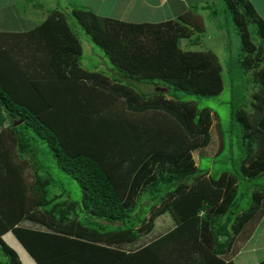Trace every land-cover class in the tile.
I'll return each instance as SVG.
<instances>
[{
  "label": "trees",
  "instance_id": "16d2710c",
  "mask_svg": "<svg viewBox=\"0 0 264 264\" xmlns=\"http://www.w3.org/2000/svg\"><path fill=\"white\" fill-rule=\"evenodd\" d=\"M218 1L222 3L220 11L209 7L219 6ZM204 5L190 6L175 23H188L202 33L206 27L200 11L209 13L211 22L221 17L220 24L232 23L241 41L240 67L255 79L257 86L252 96V114L245 112L247 100L231 113L242 131L244 153L239 171L222 173L217 178L199 166L200 151L212 142L207 112L210 110L198 111L194 102L185 99L219 96L224 89L222 69L211 51L176 52L180 41L190 38L187 29L180 28L172 41H165L168 36L166 32L162 34V29L173 28L175 23L126 24L74 10L76 23L94 47L101 50L103 60L110 62L111 81L100 79L102 74L94 72L73 73L78 70L75 65L81 61L82 49L62 11L50 14L31 32L0 33V173L10 175L11 169H22L12 164L8 155L11 151L3 142L4 130L10 127L15 139L8 137L16 145V158L21 160L18 162L26 163L22 157L30 155L32 165L27 163L29 168H35L33 144L44 145L52 153L46 159L50 162H44L49 166L45 169L53 168L58 174L57 179L46 174L42 177L40 173L46 171L35 169L34 182L29 186L10 182L6 177L10 183L6 191H0V253L7 264H22L3 240L9 231L36 264H233L231 258L238 252L228 258L229 253L236 245L250 240L264 217V22L255 16L246 0H210ZM250 24L257 36L251 35ZM253 38H257V44H253ZM144 39L150 40L148 45L143 44ZM152 41L158 43L156 50H151ZM193 45L195 42L189 43ZM25 51L29 54L23 59ZM40 52L42 57L37 56ZM59 69L68 71L71 79L62 82ZM24 70L32 72L29 81L36 78L39 83H46L58 79L55 88L59 82L65 87L58 93V103L55 101L51 107L46 101L45 85L43 90L41 86L37 90L29 81L27 84L19 80ZM78 79L87 80L89 85L81 83L84 96L73 100V95L65 90L70 85L74 90L75 86L74 91L79 94L74 85ZM160 81L167 86H161ZM133 82L157 89L161 86L166 92L148 95L134 90L130 85ZM18 85L27 86L35 98L33 106L13 103L12 95H23L15 93ZM96 89L107 92L108 99L122 100L132 113L152 111L151 125L125 128L119 137V126L109 123L120 118L108 122L105 117L92 116L96 110L86 107L91 103L90 97H98L94 96ZM166 96L170 100H165ZM68 100L76 102L75 112L86 110V116L78 120L82 126L80 122L73 131L67 129L74 124L62 125L54 113L55 109H68L69 104L62 107ZM48 115L53 117L52 126L46 122ZM15 116L17 121L23 119L22 129L24 124L27 126L26 142L20 141L22 136L18 138L21 128L17 130L10 123ZM218 130V135H222L220 124ZM92 148L100 151L90 152ZM240 181L250 191L246 201L239 196ZM73 183L77 186L71 191L66 185ZM27 190L40 195L37 198L35 194L37 199L32 204L26 197ZM166 213L176 224L170 232L135 252L120 249L148 234L155 219ZM24 220L40 224L49 232L24 228L20 226Z\"/></svg>",
  "mask_w": 264,
  "mask_h": 264
},
{
  "label": "rangeland",
  "instance_id": "374dc122",
  "mask_svg": "<svg viewBox=\"0 0 264 264\" xmlns=\"http://www.w3.org/2000/svg\"><path fill=\"white\" fill-rule=\"evenodd\" d=\"M155 0H23V2L19 5L21 11L23 12L22 16L29 17L32 22L39 20V23H42L43 21L46 20V18L54 13V12H63L62 15L65 17H68V23L72 27L74 33L79 37V43L81 45L82 53H81V61L79 64H76L75 67H77V73L78 71L81 72H94L96 74H102V77L100 79H105L107 81L112 80V70L110 69L111 66L109 61L103 60V53L101 52L100 49H96L94 45L92 44V41L90 40L89 36H87L82 29L79 27V25L76 23L75 19L72 17V12L74 10H83V11H88L92 12L98 17L101 18H106V19H111V20H118L123 23H131V24H141V23H149V24H156L158 19H165L167 15L165 10L164 13L159 11L158 9H155L153 7V3ZM219 4V6L213 7V5L209 4V7L212 8H219V11L222 7L221 2H217L216 5ZM205 6V5H204ZM200 15H203L204 19V24H205V31L202 33L197 30V28H194L192 25H189L187 23L182 25L181 23H175L176 21L175 18H169L167 21H161V22H171L175 23L173 28H164L162 29V34L163 32H166L168 39L165 41H172V38L176 35L175 31L177 32L180 28L181 29H187L188 32L190 33V38L188 39H182L179 43L178 49L176 52H185V51H211L216 59L218 60L217 62L219 63L220 68L222 69V76H221V83L223 86V91L220 93L219 96H214V97H205V96H190L185 99L186 102H194L197 106L198 111L203 110V109H208L210 111H207L209 113L210 117V126H209V131L212 137V142L209 147H207L204 150H201L200 153L202 154V158L199 160V166L202 170H208L210 172V175L217 178L219 177L220 174L222 173H228V172H235L237 169L239 171V167L241 164V157L244 153L243 148H241V138H242V131L239 126V124L234 120L233 115L231 114L233 110L237 109L236 107H243L244 101H246V104L248 105L245 108V112L251 113L253 109L251 108V103H252V96L255 94L257 91V86L255 85V79L253 77H248L247 73H243V69L240 67V60H241V41L239 34L236 32V29L232 23L229 22V24H224L221 23V17L218 20V18H214L210 20V17L207 16L209 13L199 12ZM219 16V14H218ZM261 18L264 20V10L260 13ZM207 17V18H205ZM178 18V16L176 17ZM38 19V20H37ZM254 25V22H251ZM219 24V25H218ZM251 25V24H250ZM40 26V25H39ZM38 26V27H39ZM256 26V25H254ZM250 32L252 33L251 35H256L254 33L255 31L252 30V25L250 26ZM3 30V29H2ZM16 29H12L11 32H15ZM29 30V29H28ZM25 31V30H24ZM33 30H30L28 32H31ZM5 33V32H3ZM178 34L180 32H177ZM257 36V35H256ZM14 40H20L16 37H13ZM150 39L149 37H147ZM116 39L118 40L119 38ZM121 40V39H120ZM195 42V45L189 46L190 42ZM150 42L145 40L143 41V44L148 45ZM253 44H257V38H253L252 40ZM121 43L123 41L121 40ZM155 41H152L151 43V50L154 48L155 50L156 45ZM164 44L161 45V47ZM170 49L172 46L166 44ZM166 47V46H165ZM156 52V51H155ZM29 51H25V55L23 59H26L28 56ZM38 57H42L43 54L37 53ZM103 61V62H102ZM73 67V68H75ZM27 72L24 70L22 74L20 75L21 81H27L28 84V79L30 74L32 72ZM38 75L40 77L41 71L40 69H37ZM38 77V78H39ZM59 77V76H58ZM56 77V78H58ZM60 78V77H59ZM250 78V81H249ZM61 79V78H60ZM39 80L36 78H33V80L29 81L32 86H34L37 90L39 86H41L42 90L44 89V94L46 101L49 103L51 107H53V103L57 101L58 103V93H60V89L65 88L60 82H59V87L55 88V84L58 83V79H55L53 82H46L42 80V82H38ZM87 81V80H86ZM98 81H101L98 79ZM62 82H65L62 80ZM84 85H89V82L85 83L82 80H78L74 85H76L79 88V94L75 92L76 87L73 86V89H71V85L65 90V93L68 95H73L70 96L73 100H76L77 97H80L82 92L80 88V83ZM160 84H163L161 86H167V83L164 81H160ZM251 83V85H250ZM25 84V85H27ZM69 84V83H68ZM71 84V83H70ZM45 85V86H44ZM131 87L134 90H137L139 92L145 93V94H152L154 92H166L165 89L161 86L157 89L155 86H151L150 84H144V83H136L133 82L130 84ZM37 86V87H36ZM18 88L16 89L15 93L23 94L22 97H16L14 95L11 96V99L13 100V103L18 105V104H23L26 106H33L34 102V97L32 96V93L27 89V86L23 85H18ZM58 90V91H57ZM95 90V89H94ZM164 90V91H163ZM41 91V90H40ZM84 91V90H83ZM57 95L55 96V94ZM86 93V91H85ZM41 94L43 95V91H41ZM84 95L82 94V97ZM94 96L98 97H93L91 99V103L86 105L87 108H93L96 110V112L92 116H97L99 118H107V121L109 119H113L115 117L120 118L119 120L115 122L109 123L110 125L113 126L117 125L119 126L118 128V134L119 137L123 136L125 133V128H139L138 126H141L142 124H147L151 125L150 123V118L153 116V112H147L144 114H136L128 111L126 109V105L122 100H117L114 98H109L108 99V93L106 92H101L100 89H96V92L94 93ZM52 97V100L50 101ZM57 97V100H56ZM74 97V98H73ZM171 97L166 96L164 99L165 100H170ZM185 98V97H184ZM63 98H61L59 101H61ZM243 99V101H242ZM67 101V100H65ZM69 104V105H68ZM68 105V109H55L54 113L56 114L57 117H59L62 121L63 124L66 127L70 126L72 124L73 127H71L70 131L76 130L78 126H82V121H78L81 118L85 117L84 113H86V110H81L80 113L75 112V107H76V102H70L68 100L67 104H64L62 107H65ZM245 105V104H244ZM25 106V107H26ZM192 106V105H191ZM76 114H75V113ZM14 113V112H13ZM15 114H18L15 112ZM77 115V116H76ZM124 115H126L124 117ZM46 122L52 126L54 123L53 117L51 115L46 116ZM21 122V123H19ZM22 122L23 119H19L17 121L16 116L14 118L10 119V123H13L17 130L21 128L22 132L19 135L22 136L23 139L20 141H27V136H29L28 131L25 132V129L27 128L26 124H24V128L22 129ZM109 122V121H108ZM9 125V123H7ZM220 124V130L222 135H218V125ZM111 126V128H112ZM7 129L4 130V134L6 139H5V144L6 147L11 151L9 152V158L12 161V164L14 166H19L22 169H11L9 172L10 175L2 174L0 173V191L5 190L6 191V186L9 185L11 181L14 180V182H21V183H26L27 186L30 184H33L34 182V172L35 169L38 171H46V172H41L40 176L45 177V174L47 177H55L56 179L58 178V174L54 172L53 168H49V171L46 170L45 168L49 167L48 162L46 159H49L51 157L50 152H48V149L46 146H42L39 144H33V164H35L36 160V165L34 167L29 168V164L31 162V156L30 155H23V162H18L21 161L20 159L17 160V150H16V145L12 142H10V139L8 135L12 136V139H15V133L13 130L10 129V127H6ZM55 129V126L53 127ZM61 130V128H60ZM113 133V128L112 131ZM70 135L73 137V132H70ZM221 137V139H220ZM222 141V144H221ZM11 144V145H10ZM39 147V149H37ZM45 147V148H44ZM38 151H37V150ZM46 149V150H45ZM221 149V150H220ZM33 150L31 152H33ZM82 150L87 151L86 148H82ZM98 152L100 149L97 148H92L91 151ZM46 151V153H45ZM219 152V153H218ZM199 153V154H200ZM216 153L218 155L214 156ZM35 155V156H34ZM193 159L196 161L197 158V151L192 152ZM28 162V163H27ZM41 163L43 166L41 167ZM32 163H30V166ZM14 170V171H12ZM49 174H48V173ZM6 177L10 180V182L5 181ZM240 186H239V196L242 195V198L244 197V201L248 200V191L247 185L242 184L240 181ZM12 184V183H11ZM56 184L57 181H56ZM264 184V181L263 183ZM77 186L76 183H73V185L67 184L66 187H68L69 190L73 191V187ZM11 188V187H10ZM62 188V187H61ZM61 188L59 190H61ZM48 189V187H47ZM10 190V189H9ZM52 191L55 194H58L59 192L56 189H52ZM28 192V193H27ZM9 193V192H8ZM250 193V191H249ZM27 194V195H26ZM26 197L28 198L29 202L32 204L33 199H37L40 197V195L36 194L33 190H27L26 191ZM37 195V198L35 196ZM1 196V195H0ZM35 210H38L37 207H33ZM20 226L32 230H38L42 232H49V230L40 225V224H35L33 222L24 220ZM176 224L175 221L173 220L172 216L169 213H166L157 219H155L153 223V227L150 230V232L146 235L140 236L136 241L130 244H123L121 245L120 249L124 250L125 252H135L139 249H142L146 247L147 245L155 242L158 240L160 237L164 236L168 232H170L173 228H175ZM258 231L257 230V227ZM256 227L255 233H257V236L251 240V242H247L244 245L239 244L233 247L231 252L228 255L229 257H233V255L236 253V255L231 258L233 261V264H258L264 262V217L262 221L259 223ZM11 232V231H10ZM12 233V232H11ZM109 236H105L104 238H108ZM7 241L10 243L11 239L6 238ZM12 249L13 247L8 244ZM116 248V246H113ZM14 250V249H13ZM20 258V255H19ZM21 260V259H20ZM0 262L2 264H7V260L5 257L0 253Z\"/></svg>",
  "mask_w": 264,
  "mask_h": 264
},
{
  "label": "crops",
  "instance_id": "0c3cea01",
  "mask_svg": "<svg viewBox=\"0 0 264 264\" xmlns=\"http://www.w3.org/2000/svg\"><path fill=\"white\" fill-rule=\"evenodd\" d=\"M210 0H155L153 7L164 13V10L167 15L165 19H158L156 22L160 23L161 21H167L170 17L176 19L177 16L185 13L189 10L190 6H199L203 7ZM252 7V11L255 13V16H258L263 22L260 13L264 10V0H246ZM23 0H0V33H15L22 34L27 33L30 30L36 29L41 23L37 21L32 22L29 17L22 16L23 12L19 8ZM201 14L204 11H200ZM207 14V12H205ZM200 14V13H199ZM203 16V15H202ZM3 29V30H2ZM12 29H16L15 32H11ZM29 29V30H28ZM25 30V31H24ZM4 139V138H3ZM5 142V139L3 140ZM5 145V143H4ZM259 225V224H258ZM259 226L257 227L256 232L258 231ZM257 236V233H253L250 241ZM6 238H10V244L14 251L20 255L22 264H36L35 261L30 257L27 251L23 248L22 245L18 242L15 236L9 231L3 235V240L7 241ZM255 240V239H254ZM246 241L245 243H247ZM248 242V243H249ZM244 243V244H245ZM243 244V245H244Z\"/></svg>",
  "mask_w": 264,
  "mask_h": 264
},
{
  "label": "clouds",
  "instance_id": "9594fccd",
  "mask_svg": "<svg viewBox=\"0 0 264 264\" xmlns=\"http://www.w3.org/2000/svg\"><path fill=\"white\" fill-rule=\"evenodd\" d=\"M43 22H44V21H43ZM43 22H42V23H43ZM42 23H41V24H42ZM41 24H40V25H41ZM72 69H73V68H72ZM67 72H68V71H66V72L63 71V72H62L60 69H59V71H58V75L60 76L61 80L65 81V82H67L68 79H71V76H72V75H70V73H67ZM73 73H77V70H76V71H73ZM61 75H62V77H61ZM78 80H79V79H78ZM80 80H82V79H80ZM83 82L87 83V82L84 81V80H83ZM81 83H82V82H81ZM81 83H80L79 85H80V88H81V90H82V87H81L82 84H81ZM85 87H86V86H84L83 88H85ZM18 242H19V241H18ZM20 245H21V244H20Z\"/></svg>",
  "mask_w": 264,
  "mask_h": 264
},
{
  "label": "water",
  "instance_id": "95a60500",
  "mask_svg": "<svg viewBox=\"0 0 264 264\" xmlns=\"http://www.w3.org/2000/svg\"><path fill=\"white\" fill-rule=\"evenodd\" d=\"M19 123H21V122H19ZM14 126H17V125H14Z\"/></svg>",
  "mask_w": 264,
  "mask_h": 264
}]
</instances>
